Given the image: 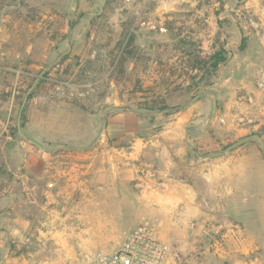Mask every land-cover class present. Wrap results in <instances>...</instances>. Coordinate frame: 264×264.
<instances>
[{
    "label": "rangeland",
    "instance_id": "374dc122",
    "mask_svg": "<svg viewBox=\"0 0 264 264\" xmlns=\"http://www.w3.org/2000/svg\"><path fill=\"white\" fill-rule=\"evenodd\" d=\"M221 85L237 129L183 139L174 195L139 186L156 153L122 150ZM145 220L166 264H264V0H0V264H88Z\"/></svg>",
    "mask_w": 264,
    "mask_h": 264
},
{
    "label": "crops",
    "instance_id": "0c3cea01",
    "mask_svg": "<svg viewBox=\"0 0 264 264\" xmlns=\"http://www.w3.org/2000/svg\"><path fill=\"white\" fill-rule=\"evenodd\" d=\"M229 79L225 81V84ZM238 80L234 79L233 84H231L230 88L233 85H237ZM240 83H243L244 88L247 87V81L242 80ZM222 89L218 90L217 92H213L215 97L218 98L219 101L222 100V94L227 92L229 86L227 85H221ZM226 89H224V87ZM251 92L250 90L248 91ZM235 93V92H233ZM214 96L212 95H204L202 99L193 105L192 107L188 108L186 111L179 113L178 115L172 117L170 121L166 123L163 130L159 133H156L152 138L145 139L138 137L136 139V143L134 144V147H131V150L124 151V156L127 159H135V158H141L143 155H146L149 150L154 151L156 153L155 159L157 162L160 163L161 170L160 175L169 183L170 185V193L171 195H174L177 192V189H179V184L177 180L175 179L177 171V159L182 158L183 156V149H182V142L183 139L185 141V144L188 145L189 142H192L193 140H200L202 138L207 137L212 128L216 126L218 122H226L227 123V129H237L236 123L242 120V116L238 113L239 110H242V100L241 98H232L229 100L230 102H227L225 104L226 106V112L222 113L221 108L219 109V112H215V107L213 110V114H215V117H209L207 113L208 105L211 101L214 105ZM199 107V109H197ZM120 114L116 116V118L119 119H126L127 121H133L131 117H129V114L126 111H118ZM139 117H141V120L143 117L139 114H137ZM155 115H149V119L156 118ZM232 118L231 122L229 120ZM111 117H109V120ZM129 119V120H128ZM144 120H147V118H144ZM204 123V125H203ZM115 149H113L114 151ZM121 153V152H120ZM31 157V164H36L35 167H31L32 171L34 170L36 172L37 164H41V158L40 155H37V157L30 156ZM116 156L113 154L110 156L109 161L112 163H115ZM44 164V162H42ZM82 166V163H80ZM116 164H114L115 166ZM80 166V165H75ZM35 168V169H34ZM76 167H73L70 170V173L75 169ZM81 170V169H80ZM134 173L133 177L136 178L138 181V185H140L139 181V175L137 174V171L135 168H133ZM69 173V174H70ZM136 176V177H135Z\"/></svg>",
    "mask_w": 264,
    "mask_h": 264
},
{
    "label": "built area",
    "instance_id": "2783aa9c",
    "mask_svg": "<svg viewBox=\"0 0 264 264\" xmlns=\"http://www.w3.org/2000/svg\"><path fill=\"white\" fill-rule=\"evenodd\" d=\"M138 174L141 187H168L154 163H147ZM171 252L170 245L159 236L157 224L145 220L127 234L118 249L99 251L88 264H166Z\"/></svg>",
    "mask_w": 264,
    "mask_h": 264
},
{
    "label": "water",
    "instance_id": "95a60500",
    "mask_svg": "<svg viewBox=\"0 0 264 264\" xmlns=\"http://www.w3.org/2000/svg\"><path fill=\"white\" fill-rule=\"evenodd\" d=\"M73 1H74V0H72V5H73ZM32 90H33V88H31V89L29 90V92H28V94H27V96H26V98H25V100H24V103H23L22 109L24 108L25 104L27 103V101H28V97H29V95H30V93H31ZM204 95H212V96L215 97L214 93H211V92H205V93H202V94L196 96V97L193 99L192 103L196 102L198 99H200V98L203 97ZM216 105H217V99H216V97H215V99H214V107H215V109H216ZM176 110H178V109H174L173 111H176ZM109 111H121V112H122V111H126V109H125V108H122V107L119 108V107H114V106H108V107L105 109V116L107 115V113H108ZM168 112H169V110L164 111L163 113H168ZM150 114H151V115H157V113H150ZM20 123H21V118H19V128H18L19 136H20V137H23L24 139H26V136L23 134V131H22V129H21V124H20ZM106 125H107V120L105 119V122H104V128L106 127ZM251 138H256V139H258L257 136L247 137V138L243 139L242 141L238 142L237 144L232 145V146L230 147V149H233V148L236 147L237 145L242 144V143L248 141V140L251 139ZM31 142H32L34 145H36L37 147H39L40 149L46 151V150L44 149V147H42L39 143H37V142H35V141H31ZM62 147H66V146H58L57 149H55V151H57L58 149H60V148H62ZM55 151L50 152V153H54ZM46 152H48V151H46Z\"/></svg>",
    "mask_w": 264,
    "mask_h": 264
},
{
    "label": "trees",
    "instance_id": "16d2710c",
    "mask_svg": "<svg viewBox=\"0 0 264 264\" xmlns=\"http://www.w3.org/2000/svg\"><path fill=\"white\" fill-rule=\"evenodd\" d=\"M225 62H226V59L220 53L215 54L211 58V68H212L211 72H213V73L216 72V70H218V68L221 65L225 64ZM196 63L202 64V60L198 59V61ZM194 67H195V65H194ZM195 68H197V67H195ZM200 92H202V90L199 91L197 94H199ZM150 110H152V109H150Z\"/></svg>",
    "mask_w": 264,
    "mask_h": 264
}]
</instances>
